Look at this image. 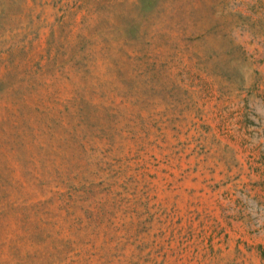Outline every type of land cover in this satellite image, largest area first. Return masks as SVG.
<instances>
[{
	"label": "rangeland",
	"instance_id": "374dc122",
	"mask_svg": "<svg viewBox=\"0 0 264 264\" xmlns=\"http://www.w3.org/2000/svg\"><path fill=\"white\" fill-rule=\"evenodd\" d=\"M0 264H264V0H0Z\"/></svg>",
	"mask_w": 264,
	"mask_h": 264
}]
</instances>
